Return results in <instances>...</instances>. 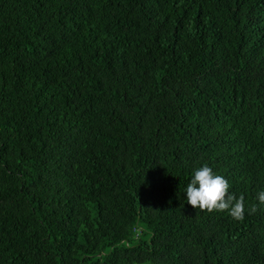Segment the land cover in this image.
Listing matches in <instances>:
<instances>
[{
    "label": "trees",
    "instance_id": "16d2710c",
    "mask_svg": "<svg viewBox=\"0 0 264 264\" xmlns=\"http://www.w3.org/2000/svg\"><path fill=\"white\" fill-rule=\"evenodd\" d=\"M205 164L264 188V0H0V264H264Z\"/></svg>",
    "mask_w": 264,
    "mask_h": 264
},
{
    "label": "clouds",
    "instance_id": "9594fccd",
    "mask_svg": "<svg viewBox=\"0 0 264 264\" xmlns=\"http://www.w3.org/2000/svg\"><path fill=\"white\" fill-rule=\"evenodd\" d=\"M183 192L185 201L192 207L209 212L227 211L235 220H243L246 211L251 214L264 206V188L255 194V202L246 207L244 197L231 192L229 181L206 164L192 170Z\"/></svg>",
    "mask_w": 264,
    "mask_h": 264
}]
</instances>
